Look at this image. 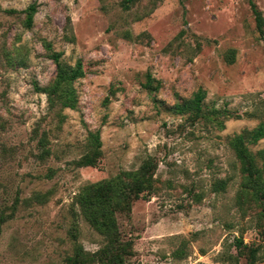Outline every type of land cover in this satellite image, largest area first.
Masks as SVG:
<instances>
[{"label":"rangeland","instance_id":"rangeland-1","mask_svg":"<svg viewBox=\"0 0 264 264\" xmlns=\"http://www.w3.org/2000/svg\"><path fill=\"white\" fill-rule=\"evenodd\" d=\"M252 3L264 18V0H0V264H264V198L231 143L264 126ZM53 54L82 63L75 109L44 92ZM246 146L262 168L264 138Z\"/></svg>","mask_w":264,"mask_h":264},{"label":"trees","instance_id":"trees-1","mask_svg":"<svg viewBox=\"0 0 264 264\" xmlns=\"http://www.w3.org/2000/svg\"><path fill=\"white\" fill-rule=\"evenodd\" d=\"M252 10L256 19L257 28L261 34L264 33V18L260 10H258L257 6L252 3ZM28 15L26 18V24L28 27L32 26L34 14L36 13V8L34 6L29 7L27 10ZM234 52L231 53V58L234 59ZM60 54H53L52 58L56 63L57 72L56 77L53 83L44 89V92L47 94L50 102L59 101L61 106L64 108L75 109L77 106V95L73 86V83L84 77L85 73L82 67L81 61H78L74 68L66 67L60 61ZM205 97V94L202 91H199L195 94L194 98L186 102L183 105L175 106V110L177 113H186V112H194L195 114H199L202 111V101ZM264 138V126H259L258 128L252 131H246L240 135H236L232 139V145L241 160L244 166V172L252 178L253 183L257 188H259V194L264 198V164L262 168L258 167V161L256 157L249 151L246 143L255 144L259 140ZM90 144L92 149V154L88 155L81 163L86 166H93L95 157L100 153V148L102 147V142L100 138V133H91L90 134ZM259 156L261 159H264V149L259 152ZM149 165L143 166L140 171L134 174H129L132 177L133 183L128 187L129 189L137 190V197H139V192L144 188L143 186L148 182L147 180V172ZM124 179L121 178L119 183V196L123 198L124 195H127L130 190L125 186ZM112 186V185H109ZM106 188V186L104 187ZM256 188V189H257ZM261 191V193H260ZM116 192V189L113 190ZM103 195L105 196V190H102ZM102 195V196H103ZM43 196L37 195L36 199L41 201ZM101 209V208H100ZM86 217H91V220L94 221L95 225H99V221L94 214L87 210L85 211ZM98 213L100 211L98 210ZM5 221V218L0 215V234H1V224ZM239 245H242V242H239ZM252 260L248 264H254V256L251 255ZM82 264V263H79Z\"/></svg>","mask_w":264,"mask_h":264}]
</instances>
